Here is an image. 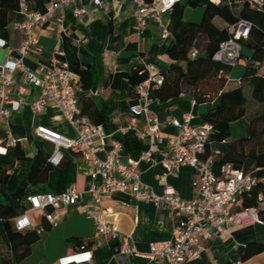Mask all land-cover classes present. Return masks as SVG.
I'll return each mask as SVG.
<instances>
[{
    "label": "crops",
    "instance_id": "1",
    "mask_svg": "<svg viewBox=\"0 0 264 264\" xmlns=\"http://www.w3.org/2000/svg\"><path fill=\"white\" fill-rule=\"evenodd\" d=\"M80 9L85 13L78 14ZM134 10L131 0H104L100 6L94 5L92 0H74L65 4L55 10L51 20L35 27L34 35L38 42L24 56V62L37 72L42 67H49L58 45L62 50V35L75 32L80 63L91 71L90 87L78 94L79 111L82 112L84 97L90 96L96 107L108 116L101 124L110 138L99 141L103 146L100 156L106 158L111 153L112 139L122 142V148L117 153L123 163L138 158L141 152L152 147V159L141 161L138 166L141 179L158 195L163 194L166 186H171L182 198L190 200L198 194L193 184L195 169L184 165L169 173L163 163L162 151L168 147L169 137L177 132L171 120H182L186 113H191L194 115L193 123L201 125L205 123L207 106L184 94L168 101H151L149 110L160 123L163 140L152 144L150 139L140 135L148 125L145 117L134 118L130 112V106L138 102V96H134L136 88L130 83L128 74L139 64L148 66L153 75L166 71L171 64L168 50L174 38L170 30L166 38L162 37V28L154 21H150L148 28L139 33ZM169 20L168 14L164 22L169 24ZM16 23L9 27L7 35L0 32V41H3L0 44V66L11 57L21 56L25 33ZM226 75L227 88L239 85L240 82H236L239 77L231 79ZM11 80V99H23L24 104L9 116L2 117L0 134L12 133L22 140L15 147L0 150V203L19 201L27 206L24 213L34 223L31 228L45 227V230L32 245L29 255L12 262V246L5 223L0 218V264H168L166 259H152L145 255L122 257L116 253L112 243L97 235L94 220L88 216L92 205L89 196L74 205L49 207L47 210L53 214L55 224L48 222L46 211L30 208L26 199L28 194H58L70 185L85 190L89 178L81 172L83 159L75 149L63 148V161L59 165L49 164L54 145L41 138L37 129L44 127L69 138H76L77 131L63 110L54 103L48 104L40 113L32 111L31 103L38 98L40 89L26 85L20 90L25 80L22 69H16L11 74ZM210 147L217 152L221 150L222 143L212 142ZM42 157L47 158L50 166L47 168V163L44 164L35 182L30 183L32 168ZM244 167L253 168L254 161L248 159ZM263 170H256L258 180H264ZM103 206L109 211L108 219L118 222L124 238L141 253H148L152 242L169 239L172 235L171 219L165 217L161 220L164 211L154 201H139L127 192L116 191L104 198ZM230 208L235 210L237 206L231 205ZM10 223L14 226V218ZM75 239L94 241V244L87 251H79ZM95 241L98 243L95 244ZM251 242L264 243V224L249 222L232 226L225 238L216 234L203 237L201 248L186 264H235L238 261L242 264H264V253L246 261L242 259L247 244Z\"/></svg>",
    "mask_w": 264,
    "mask_h": 264
},
{
    "label": "built area",
    "instance_id": "2",
    "mask_svg": "<svg viewBox=\"0 0 264 264\" xmlns=\"http://www.w3.org/2000/svg\"><path fill=\"white\" fill-rule=\"evenodd\" d=\"M74 0H51L45 11L31 8L26 0L20 3V13L24 20L16 25L25 33V40L21 48L20 57H11L0 66V122L2 117L9 116L18 110L24 100H12L13 91L11 74L18 68L25 75L23 90L26 85H33L40 89L38 98L31 103L32 111L40 113L48 104L59 106L70 123L77 131L76 138H69L39 127V136L54 145V151L49 162L59 165L64 159L63 148L77 150L83 159L80 165L81 172L89 178L88 188L79 190L70 185L62 193H32L26 196L31 209L46 211L45 217L50 224H55L49 207H66L81 202L89 196L92 205L88 216L94 220L97 235L107 242L116 243L115 251L122 257L145 255L152 259H166L168 264H186L201 248L203 237H212L213 234L225 238L230 234L232 226L244 225L249 222L264 224V200L257 207H244L243 195L250 191L259 182L256 172L235 167L232 163H224L217 169L214 167L216 154L207 155L208 142L213 125L205 122L201 125L193 123L194 115L186 113L182 120L173 118L171 124L177 132L169 137L168 147L162 151L163 163L169 173L180 166L190 165L195 169L194 188L197 196L193 199L182 198L171 186H166L163 194H156L142 179L138 166L141 161L152 159L153 148L140 153L136 159L123 163L117 153L122 148V142L112 139L113 150L106 158L100 156L103 146L99 141L110 138L102 124L93 123L90 118L79 111V92L81 77L73 71L67 60L61 58L63 51L58 45L49 67H42L39 72L31 70L24 62V56L38 42L34 35L35 27L47 23L54 16L56 9ZM104 0H92L94 5H102ZM179 0L169 3V0H131L135 6L134 20L139 33H143L150 21L156 22L162 28V37L169 35V26L164 22L172 7ZM219 3L221 0H213ZM257 8H264V0H249ZM84 14L85 10H77ZM251 31V23L241 19L229 27L231 37L220 44L214 54V59L223 64L234 66L241 59V40H246ZM161 84L162 76L150 74V78L140 83L136 90L138 102L130 106V112L137 117H145L147 129L140 132L143 138L150 139L151 143L162 142L160 123L151 115L149 104L150 84ZM144 101V103H142ZM136 121V120H135ZM134 121V122H135ZM22 140L12 133L0 134V150L15 147ZM219 153V151L215 152ZM120 191L131 194L139 201H154L164 212L161 220L169 217L173 223L172 235L169 239L152 242L148 253H141L133 243L128 242L119 229L116 220L108 219L109 211L103 206L104 198ZM235 205L237 209L231 210ZM27 219L28 224L20 228L19 222ZM14 229L25 230L34 227V223L27 213L14 218ZM45 227H40V234ZM98 241H95V244ZM77 256V255H74ZM71 258V257H70ZM235 264H242L241 261Z\"/></svg>",
    "mask_w": 264,
    "mask_h": 264
},
{
    "label": "trees",
    "instance_id": "3",
    "mask_svg": "<svg viewBox=\"0 0 264 264\" xmlns=\"http://www.w3.org/2000/svg\"><path fill=\"white\" fill-rule=\"evenodd\" d=\"M22 0H0V32L7 35L9 27L15 22L24 20L20 13ZM32 9L45 11L51 0H26ZM148 3L153 0H146ZM203 7L201 21L185 18L186 8ZM169 30L174 38L168 50L171 64L166 71L159 73L163 82L150 84L152 101H168L184 94L198 104H206L207 112L204 121L213 125L208 142L207 155L216 154L214 167L217 169L224 163H232L235 167L245 169L248 159L254 161V167L245 169L256 172L264 169V8H257L249 0H179L169 13ZM241 19L251 23L250 35L241 40V58L245 59L246 68L239 80V85L227 88V71L232 66L216 61L213 57L220 44L231 37L229 27ZM78 36L75 32L62 35L61 58L67 60L73 71L81 77L80 86L88 89L91 85V71L82 67L76 45ZM244 48L249 53L244 52ZM150 78V71L145 64L133 68L128 79L137 86ZM251 87L252 97L256 105L248 115L247 97L244 85ZM134 96H138L135 90ZM82 113L88 115L95 124H101L108 118L103 110H99L90 96L83 99ZM243 117L249 120V135L230 139L231 124ZM212 142H221L219 153L211 150ZM48 162L46 157L40 158L33 166L29 182L34 183L37 174ZM50 164V162H49ZM47 163V168H48ZM45 168V169H47ZM264 200V180L243 195L244 207H257ZM27 206L19 201L9 204L0 203V218L5 223L7 237L12 246V262H18L31 252L32 245L40 238L37 229L16 230L10 223L12 218L22 215ZM264 217V211H260ZM79 251L89 250L94 241L75 239ZM115 250L116 243H112ZM264 253L263 242L247 244L242 255L244 261L255 255Z\"/></svg>",
    "mask_w": 264,
    "mask_h": 264
},
{
    "label": "rangeland",
    "instance_id": "4",
    "mask_svg": "<svg viewBox=\"0 0 264 264\" xmlns=\"http://www.w3.org/2000/svg\"><path fill=\"white\" fill-rule=\"evenodd\" d=\"M202 16H203V7L186 8V11H185L186 19H191L193 21L199 22L201 21ZM244 52L249 53L246 48H244ZM245 68H246L245 59L241 58L240 61L236 65L232 66L231 69L227 71V74L231 79H236V77H239L238 79H236L237 81L235 80L236 82H238L241 79V76L243 75ZM244 91L247 97L248 115H250L253 112L252 111L253 107H255L256 105H259V106H263V105L259 104L258 102H255V100L252 97L251 87L249 86L248 83L244 85ZM249 132H250L249 131V120L247 117H243L233 122L230 139H236V138L248 136ZM263 173H264V170H263Z\"/></svg>",
    "mask_w": 264,
    "mask_h": 264
},
{
    "label": "clouds",
    "instance_id": "5",
    "mask_svg": "<svg viewBox=\"0 0 264 264\" xmlns=\"http://www.w3.org/2000/svg\"><path fill=\"white\" fill-rule=\"evenodd\" d=\"M172 2H174V0H169V3H172ZM3 43V41H0V44H2ZM28 224V220L27 219H24V220H21L20 222H19V227L20 228H23L25 225H27Z\"/></svg>",
    "mask_w": 264,
    "mask_h": 264
}]
</instances>
